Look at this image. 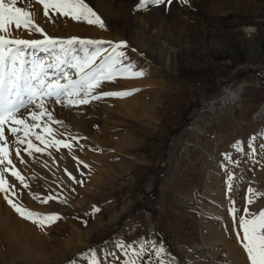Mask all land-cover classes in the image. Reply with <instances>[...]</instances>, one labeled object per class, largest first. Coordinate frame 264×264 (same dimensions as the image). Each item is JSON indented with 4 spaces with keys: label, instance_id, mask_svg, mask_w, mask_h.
I'll use <instances>...</instances> for the list:
<instances>
[{
    "label": "rangeland",
    "instance_id": "obj_1",
    "mask_svg": "<svg viewBox=\"0 0 264 264\" xmlns=\"http://www.w3.org/2000/svg\"><path fill=\"white\" fill-rule=\"evenodd\" d=\"M86 2L104 28L51 9L44 16L35 0H18L17 6L35 11L52 38L126 41L122 64L144 75L103 81L96 90L138 89L122 99L102 97L78 106L46 102L62 124L45 115L31 131L48 141H66L71 152L62 145L46 147L35 135L16 144L7 131L12 125H5V141L0 144L9 148L12 165L29 185L24 189L9 172L6 178L16 186L14 194L8 193L10 199L61 219L39 227L17 214L0 194V264H89L92 250L99 264H123L132 249L116 245L138 249L141 242L151 241L152 226L155 244L166 250L160 257L165 264H249L238 220L246 210H264V160L249 159V153H264V121H251L254 112L264 113V0H172L143 8L139 0H104L123 17L119 31H112L111 22L91 0ZM10 35L43 39L34 29L15 25ZM230 89L240 104L207 108L214 116L211 127L221 135L211 142L201 133L211 119L202 108H212L210 102ZM32 110L39 113L34 106ZM233 115L245 121L235 126ZM24 116L34 123L27 112ZM45 126L55 135H45ZM17 135L23 137V132ZM28 140L42 151L28 150ZM236 141L242 152L233 146ZM249 188L257 193L252 203ZM30 191L41 199H56L41 203ZM214 200L223 201L224 209ZM211 205L221 214L206 216L215 210ZM94 207L99 211L93 212ZM230 207L239 215L230 214ZM204 244L213 248L205 249ZM138 264H158L151 244Z\"/></svg>",
    "mask_w": 264,
    "mask_h": 264
},
{
    "label": "snow or ice",
    "instance_id": "obj_2",
    "mask_svg": "<svg viewBox=\"0 0 264 264\" xmlns=\"http://www.w3.org/2000/svg\"><path fill=\"white\" fill-rule=\"evenodd\" d=\"M17 2L18 0H0V142L5 141V125L10 123L12 127L7 131L14 138L16 144L23 143L24 139L30 135H35L36 139L44 143L46 147L59 148L62 145L71 152L72 146L66 141L59 139L48 141L45 136L36 135L31 131L37 127L35 122L45 115H47L48 121L62 124V121L55 120L52 112L48 111L45 106L46 102L54 101L55 104L78 106L88 104L90 100H99L102 97L122 99L132 95L138 89L100 93H97L96 90L103 81L114 82L117 77L139 78L144 73L143 71H131L134 67L131 64H122V60L125 58L122 49L127 47L126 41L114 43L76 37L68 39L49 37L42 27L35 23L36 13L26 10L24 7H18ZM35 2L43 6L44 16H48L49 9H51L61 16H68L77 21L85 20L89 24L104 28L103 21L86 0H35ZM165 2L171 4L172 0H139L138 7L143 8L148 4L161 5ZM182 2L188 3V0H182ZM12 25H15L17 29L23 26L30 32L34 29L35 33L40 34L43 39L11 38L10 27ZM105 44L108 45V48L104 47ZM133 50L135 51V49ZM38 52L45 53V55L40 56L37 54ZM69 70H71V74ZM73 76L75 79L72 78ZM61 81L64 82L61 83ZM33 106L39 110V113L32 110ZM25 112L34 123L26 122L28 117L24 116ZM21 131L23 137L17 135ZM43 132L45 135H55L52 128L47 126L43 128ZM251 139L254 140L255 137ZM240 143V141H236L233 145L237 152L243 151ZM251 147L252 145L249 143V148ZM27 149L42 151L40 148H36L31 140L27 141ZM18 153L19 149H17ZM73 159L75 160L76 157ZM77 163L80 162L77 161ZM234 163L239 165L240 161L236 160ZM9 172L11 177L18 181L24 189H29L24 176L12 165L9 148L6 144H0V194H3L5 201L22 218L30 220L39 227H45L61 219L56 213L35 212L10 199L8 193L14 194L16 186L6 178ZM69 179L76 183L79 182L75 181L70 174ZM232 179L233 176L229 174L226 181L229 190ZM248 192L251 194L248 202L252 203L251 196H255L257 193L252 188H249ZM29 194L45 204L56 199L53 196L41 199L31 191ZM58 202L64 203L65 201L59 200ZM96 211L99 209L94 207L93 212ZM229 212L234 217L239 215L234 207H230ZM238 227L243 233V251L247 254L249 264H264V210H260L257 214L248 213L246 210V215H239ZM149 244L152 245L158 264H165L164 260L160 259L166 251L162 244L157 246L152 241H145L140 243L138 249L133 248L131 244L118 243L116 246L132 249L130 255L125 253L127 258L124 259L123 264H138L139 258L145 254ZM92 252L89 264H99L95 251L92 250Z\"/></svg>",
    "mask_w": 264,
    "mask_h": 264
},
{
    "label": "bare ground",
    "instance_id": "obj_3",
    "mask_svg": "<svg viewBox=\"0 0 264 264\" xmlns=\"http://www.w3.org/2000/svg\"><path fill=\"white\" fill-rule=\"evenodd\" d=\"M111 1V0H110ZM113 1V0H112ZM116 1V0H115ZM91 4L92 5H96L97 6V10H98V12L99 13H101L104 17H103V19L104 18H106L109 22H111V28H112V31H119L120 29H121V22H122V18L120 19V13H119V11H118V9L117 8H115V7H113V5H111V4H105L104 3V0H91ZM115 4V3H114ZM102 5V6H101ZM120 7H122V6H120ZM119 7V8H120ZM156 10V13H155V16H157L158 15V11H157V9H155ZM35 12V11H34ZM51 13V12H50ZM55 14H56V12H55ZM101 14H99V15H101ZM70 18V17H69ZM43 19H44V17H43ZM48 19V18H47ZM40 21H41V18H40V16H38V17H36L35 16V23L36 24H38V25H40V27H43V25L40 23ZM44 21V20H43ZM44 22H46V21H44ZM49 22V21H48ZM120 22V24H118ZM135 23V22H134ZM108 24V23H107ZM46 27H47V29H49V25H48V23L45 25ZM138 25H133V27H137ZM139 27V26H138ZM45 28V27H44ZM249 28H251V27H247L246 28V30H247V32H249L248 30H249ZM122 31V30H121ZM246 55H248V54H246ZM253 57V56H252ZM254 58V57H253ZM264 69V68H263ZM263 73H264V70H263ZM232 92V96L230 95L229 97H230V101H234L233 103H237L238 102V94H235L234 93V90H232L231 91ZM261 109H263L262 107H261ZM260 109V110H261ZM259 110V111H260ZM259 117V116H258ZM195 126H193V128H194ZM197 128V127H196ZM256 152V151H255ZM249 159L252 161V160H254L255 162H257V161H263L264 160V153H262V152H259V153H255V154H250L249 153ZM63 167V166H62ZM255 181V180H254ZM213 182V181H212ZM213 185V184H212ZM206 197V196H205ZM203 200V199H202ZM211 200V199H210ZM204 201V200H203ZM216 200H214L213 202H215ZM217 208V207H216ZM221 211V210H220ZM223 211V210H222ZM220 215V214H219ZM218 216V214L216 215V217ZM215 217V216H214ZM154 230H155V227H151L150 228V232H151V236H152V238H151V241L152 242H154L155 243V240L157 239V238H155V236L153 235V232H154ZM204 246H205V249H212L213 247H210V245L209 244H207V245H205L204 244ZM213 258V257H212ZM214 259V258H213Z\"/></svg>",
    "mask_w": 264,
    "mask_h": 264
},
{
    "label": "built area",
    "instance_id": "obj_4",
    "mask_svg": "<svg viewBox=\"0 0 264 264\" xmlns=\"http://www.w3.org/2000/svg\"><path fill=\"white\" fill-rule=\"evenodd\" d=\"M240 88H241V86H240ZM232 90H234V89H230V90H228L227 91V94L225 95V93H224V95L222 96V97H218V98H215V99H213L211 102H210V104H214V106L212 107V108H210V105L209 106H206V107H204V108H202L203 109V111L206 113V115L208 116V117H211V119H209L208 120V124H206V121H205V127L204 128H202V130H201V133H202V131H203V133H204V135L208 138V139H210L211 140V142H213V141H219L220 140V137H221V135H220V133H219V131H218V129L216 128H213V127H211V125H212V118H214V116H213V113L211 112V111H209L208 112V110L209 109H213V110H215L216 108H219L220 106H221V104H223V105H229V104H233V102L235 101H230V95H231V91ZM240 90V89H239ZM227 99H229V102H228V104H226L225 102H226V100ZM240 99H239V101L237 102L238 104H240ZM236 103V104H237ZM203 106H204V104H203ZM237 106H239V105H237ZM262 106V108H264V103L261 105ZM207 108H209V109H207ZM258 111H256V112H254V114H252L251 115V117L253 116V119H251V121L253 122V121H260V122H263L264 121V113L261 115V116H259V115H257L258 113H257ZM216 115V119H215V121L217 120V118H218V113H216L215 114ZM259 116V117H258ZM236 117H239V118H236ZM233 119H234V121H233V124L235 125V126H239V125H241V122L243 123L245 120H243L242 118H240V116H234L233 115ZM233 125V127H235ZM193 128V127H192ZM198 129H201V128H198ZM216 205H218V206H220V209H224V207H225V203L223 202V201H220L219 203H216V202H214ZM212 207L211 208H214L215 210H213V211H211V210H209V212L208 211H205V212H208L209 214L208 215H206V214H204V215H206V216H215L216 217V215L217 214H221V212H220V210H218V209H216L215 207H213L214 205H211ZM204 212V213H205Z\"/></svg>",
    "mask_w": 264,
    "mask_h": 264
},
{
    "label": "crops",
    "instance_id": "obj_5",
    "mask_svg": "<svg viewBox=\"0 0 264 264\" xmlns=\"http://www.w3.org/2000/svg\"><path fill=\"white\" fill-rule=\"evenodd\" d=\"M230 163L233 164V162H230ZM230 167H231V166H230ZM217 175H218V173H217ZM211 181H213V180H211ZM211 181L209 182L208 185H210ZM212 184H213V185H214V184L216 185V178H215V180L212 182ZM212 184H211V185H212ZM213 185H212V186H213ZM155 201H157V199H155ZM169 248H170V247H169ZM170 249H171V248H170Z\"/></svg>",
    "mask_w": 264,
    "mask_h": 264
}]
</instances>
